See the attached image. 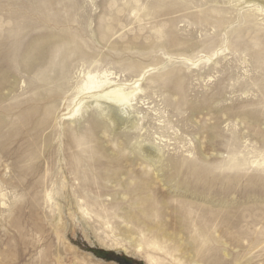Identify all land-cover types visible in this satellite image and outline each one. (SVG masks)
Returning a JSON list of instances; mask_svg holds the SVG:
<instances>
[{"label": "rangeland", "instance_id": "1", "mask_svg": "<svg viewBox=\"0 0 264 264\" xmlns=\"http://www.w3.org/2000/svg\"><path fill=\"white\" fill-rule=\"evenodd\" d=\"M0 68V264H264V0H0Z\"/></svg>", "mask_w": 264, "mask_h": 264}, {"label": "bare ground", "instance_id": "2", "mask_svg": "<svg viewBox=\"0 0 264 264\" xmlns=\"http://www.w3.org/2000/svg\"><path fill=\"white\" fill-rule=\"evenodd\" d=\"M257 11H261L260 8L257 7ZM263 14V13H262ZM40 37V35H39ZM43 37V36H42ZM53 37L54 35H51L50 38ZM40 39V38H39ZM36 40L35 38V45L34 47H30L29 50H35L34 53H32L31 51L27 50V52L31 53V59H27L24 60L27 62V67L30 70L35 71L37 69L38 73L40 74V87L38 88L39 90L35 92V95L37 97H39L41 95L42 89L44 87H47V85L49 84H53L54 85V89L58 90L60 87H63L61 84H63V78H56L53 79L51 78L49 73H44L46 69H48L50 66H48L46 68V64L45 62H48L49 59H51V57H49V49H50V43L49 41H46V38H41L40 40H42V43L40 42V40ZM45 39V40H44ZM51 41V40H50ZM53 41V40H52ZM42 45H46V47L43 49ZM27 49V48H26ZM2 51V50H1ZM10 52V51H9ZM26 52V53H27ZM217 53V52H216ZM8 54V52H7ZM214 55V54H213ZM27 56V55H26ZM6 57V56H5ZM23 62V61H22ZM21 62V63H22ZM24 64V63H23ZM63 67H65V62H63ZM52 68H50L51 70ZM0 68V81H6L7 78V70L3 69L4 71H6L4 73V71ZM9 71V70H8ZM49 71V70H48ZM58 73V72H57ZM61 73V72H60ZM111 74V73H110ZM53 75V74H52ZM58 75V74H57ZM114 76V75H112ZM39 81V79H38ZM8 82V81H7ZM82 82V80H81ZM138 82V81H137ZM119 84V83H118ZM3 86V84H2ZM121 86V84H120ZM119 85H117L115 83V81L112 80V78L110 79L107 76V73H92V72H88L85 76H84V80L80 85H77V89H78V96L75 95V98L73 99V101H75L76 99L80 98L79 95H84V96H90L89 98H94L95 102H97V104L99 105L98 102H100V100H107V101H112L116 103L117 105H122V104H130L129 102L131 101L132 97H134L137 88H133L130 91L128 90H124L122 87H120ZM1 88V86H0ZM75 89V90H77ZM54 90V91H56ZM47 94L49 92L45 91ZM41 95L42 98L45 96L48 97L51 93H49L48 95ZM72 95V94H71ZM58 96V94H57ZM82 96V97H84ZM87 100V99H86ZM84 100V102L86 101ZM57 101V100H56ZM80 101V100H79ZM83 101L81 102H77L75 109L73 110L72 114L70 113V117L68 118L70 119H74L76 117L79 116V113L83 110L82 106L83 104H85ZM54 103V102H53ZM73 103V102H72ZM69 104V103H68ZM127 104V105H128ZM46 105V104H45ZM75 105V104H74ZM50 106V108H54V105L50 104V102H48L47 107ZM123 106V105H122ZM129 106V105H128ZM45 107V106H44ZM43 108V107H42ZM73 108V107H72ZM46 109V107H45ZM71 109V108H70ZM47 110V109H46ZM45 111V110H44ZM54 111V110H53ZM48 111L45 112V114H47ZM69 112V111H68ZM40 113H42V111H40ZM67 115V114H66ZM40 116V115H39ZM113 120L115 122V124H117L118 126H120V124L123 123V121L117 116V115H113ZM4 121V120H3ZM99 122V127H102L104 124L103 122L97 121ZM6 123V122H5ZM12 124V123H11ZM47 125V124H46ZM41 126V125H40ZM35 128V127H34ZM69 163V162H68Z\"/></svg>", "mask_w": 264, "mask_h": 264}]
</instances>
